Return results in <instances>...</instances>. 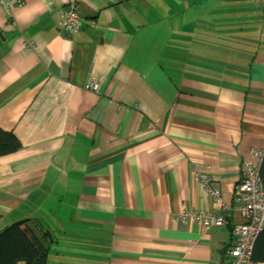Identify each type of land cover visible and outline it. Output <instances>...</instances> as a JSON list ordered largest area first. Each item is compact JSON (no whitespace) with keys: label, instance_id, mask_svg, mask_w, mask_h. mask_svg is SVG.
<instances>
[{"label":"crops","instance_id":"obj_1","mask_svg":"<svg viewBox=\"0 0 264 264\" xmlns=\"http://www.w3.org/2000/svg\"><path fill=\"white\" fill-rule=\"evenodd\" d=\"M0 129L22 145L0 234L21 223L47 264H225L264 151V0H0Z\"/></svg>","mask_w":264,"mask_h":264},{"label":"built area","instance_id":"obj_2","mask_svg":"<svg viewBox=\"0 0 264 264\" xmlns=\"http://www.w3.org/2000/svg\"><path fill=\"white\" fill-rule=\"evenodd\" d=\"M83 24L76 11V7L69 1V10L65 12L60 25L68 33L78 32ZM98 81H91L90 89H98ZM252 158L258 164L264 159V151H252ZM252 160H245L242 167V178L237 186L235 202L243 222L234 227V246L225 253V264H257L252 259V251L258 236L264 230V189L260 176V165ZM209 195L216 204L221 203V193L211 186V178L205 174H198ZM182 216L192 219L205 230L227 225L230 217L213 212L185 211Z\"/></svg>","mask_w":264,"mask_h":264},{"label":"trees","instance_id":"obj_3","mask_svg":"<svg viewBox=\"0 0 264 264\" xmlns=\"http://www.w3.org/2000/svg\"><path fill=\"white\" fill-rule=\"evenodd\" d=\"M21 143L10 133L0 129V157L16 153ZM264 189V159L260 166ZM49 252H39L21 229V223L9 226L0 234V264H47ZM255 263H264V230L258 236L252 251Z\"/></svg>","mask_w":264,"mask_h":264},{"label":"rangeland","instance_id":"obj_4","mask_svg":"<svg viewBox=\"0 0 264 264\" xmlns=\"http://www.w3.org/2000/svg\"><path fill=\"white\" fill-rule=\"evenodd\" d=\"M258 264V263H257Z\"/></svg>","mask_w":264,"mask_h":264}]
</instances>
